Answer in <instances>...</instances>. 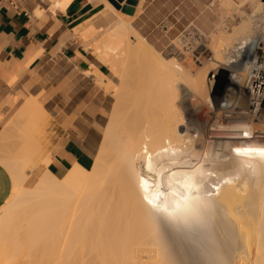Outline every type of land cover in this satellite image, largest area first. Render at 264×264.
Instances as JSON below:
<instances>
[{"label":"bare ground","instance_id":"obj_1","mask_svg":"<svg viewBox=\"0 0 264 264\" xmlns=\"http://www.w3.org/2000/svg\"><path fill=\"white\" fill-rule=\"evenodd\" d=\"M71 1L44 0L37 14ZM101 1L114 17L79 37L121 83L93 63L84 72L114 89L118 104L92 166L61 177L41 150L50 117L36 99L0 134L11 181L0 205V264H264V155L256 151L264 149V1L219 42L209 87L219 74L227 83L210 104L205 78L191 79L133 25L142 0L133 15L123 11L128 0ZM128 85L136 90L127 101ZM183 98L191 99L184 112ZM84 234L97 247L86 255L77 246L92 241Z\"/></svg>","mask_w":264,"mask_h":264},{"label":"crops","instance_id":"obj_2","mask_svg":"<svg viewBox=\"0 0 264 264\" xmlns=\"http://www.w3.org/2000/svg\"><path fill=\"white\" fill-rule=\"evenodd\" d=\"M39 6L44 0H0V127L22 96L47 106L54 132L48 170L61 177L75 164L92 166L110 120L111 99L84 72L91 63L109 77L110 70L79 37L106 10L95 0H72L64 10L46 8L41 15ZM10 190L0 166V205Z\"/></svg>","mask_w":264,"mask_h":264},{"label":"rangeland","instance_id":"obj_3","mask_svg":"<svg viewBox=\"0 0 264 264\" xmlns=\"http://www.w3.org/2000/svg\"><path fill=\"white\" fill-rule=\"evenodd\" d=\"M95 1L103 3L101 0ZM262 1L264 0H142V9L144 12L136 18L133 25L140 30L149 42L162 52L165 58L176 59L185 68V71L191 79L198 81L205 78L207 80L205 81L204 79L206 91L202 93V97L210 104L213 101L214 95L219 96L227 83L226 73L223 75L219 74L214 80L212 88L209 87L208 72L217 67V64H219L217 63V59L218 57H222L221 53L217 52L219 42L232 32L245 17L252 14ZM104 15L108 19L114 17L113 13L107 9ZM251 27L252 23L245 30L251 32ZM245 30L243 34H248V31L245 33ZM80 39L86 49L88 47L87 44H85L84 39L81 37ZM110 74L113 82L119 85L121 83L120 78L111 72ZM128 86L130 89H127V101L130 98L131 91L136 90L132 86ZM105 89L107 91L105 90L104 92L112 101L110 111V114H112L113 108L118 104L116 103L117 97L112 92L114 89L109 85ZM21 99L17 110L10 113L2 121L0 134L29 98L22 96ZM190 100V98H183L181 100L184 103V105L182 104L183 112L190 107ZM41 105L48 112L47 114L50 118L46 121L42 131H40L39 140L43 155L51 157L49 150L52 147V138L54 136L53 116L47 110V106L44 104ZM211 115L214 117L215 113L213 114L212 112ZM260 117V121H264V104L260 111ZM108 118H110V115ZM13 143H15L14 139L12 145ZM40 170L41 173L45 171L43 167ZM36 173L37 171L31 172L27 182L28 187H33L36 184ZM83 237L87 240H92L91 242L85 241L77 244L78 247H82L85 250L84 255L90 249L95 251L97 249L96 244H92L95 242L94 237L88 234H84ZM34 254L37 255L38 253L35 252ZM77 261L81 260L79 259Z\"/></svg>","mask_w":264,"mask_h":264},{"label":"water","instance_id":"obj_4","mask_svg":"<svg viewBox=\"0 0 264 264\" xmlns=\"http://www.w3.org/2000/svg\"><path fill=\"white\" fill-rule=\"evenodd\" d=\"M122 2L124 0H112V2ZM138 1L137 0H128V6L123 8V11L129 15H133L135 13V6L137 5Z\"/></svg>","mask_w":264,"mask_h":264},{"label":"snow or ice","instance_id":"obj_5","mask_svg":"<svg viewBox=\"0 0 264 264\" xmlns=\"http://www.w3.org/2000/svg\"><path fill=\"white\" fill-rule=\"evenodd\" d=\"M236 151H237V153H241V152L248 153V152L253 151V150H251V149H243V150L242 149H236ZM256 151H259L262 155H264V149L256 150ZM145 183H146V181H145ZM145 199L147 200V196L145 197ZM148 203L152 204V201L148 200Z\"/></svg>","mask_w":264,"mask_h":264},{"label":"built area","instance_id":"obj_6","mask_svg":"<svg viewBox=\"0 0 264 264\" xmlns=\"http://www.w3.org/2000/svg\"><path fill=\"white\" fill-rule=\"evenodd\" d=\"M263 106V105H262ZM262 106H261V110H262Z\"/></svg>","mask_w":264,"mask_h":264},{"label":"trees","instance_id":"obj_7","mask_svg":"<svg viewBox=\"0 0 264 264\" xmlns=\"http://www.w3.org/2000/svg\"><path fill=\"white\" fill-rule=\"evenodd\" d=\"M142 34V33H141ZM151 43V42H150Z\"/></svg>","mask_w":264,"mask_h":264}]
</instances>
